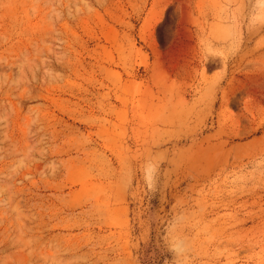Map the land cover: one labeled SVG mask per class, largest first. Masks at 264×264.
Returning a JSON list of instances; mask_svg holds the SVG:
<instances>
[{"label":"rangeland","instance_id":"rangeland-1","mask_svg":"<svg viewBox=\"0 0 264 264\" xmlns=\"http://www.w3.org/2000/svg\"><path fill=\"white\" fill-rule=\"evenodd\" d=\"M0 264H264V0H0Z\"/></svg>","mask_w":264,"mask_h":264}]
</instances>
